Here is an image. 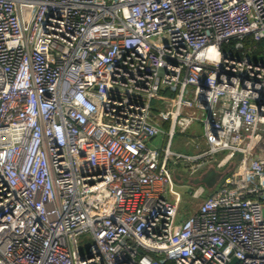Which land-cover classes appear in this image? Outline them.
I'll return each mask as SVG.
<instances>
[{
  "label": "built area",
  "instance_id": "1",
  "mask_svg": "<svg viewBox=\"0 0 264 264\" xmlns=\"http://www.w3.org/2000/svg\"><path fill=\"white\" fill-rule=\"evenodd\" d=\"M262 41L264 0H0V264H264ZM174 160L226 169L184 220Z\"/></svg>",
  "mask_w": 264,
  "mask_h": 264
},
{
  "label": "rangeland",
  "instance_id": "2",
  "mask_svg": "<svg viewBox=\"0 0 264 264\" xmlns=\"http://www.w3.org/2000/svg\"><path fill=\"white\" fill-rule=\"evenodd\" d=\"M162 100L161 96H158L156 98L153 99L152 101V106L155 109H161V105L160 102ZM188 134H192L193 136H199L202 133V128L199 124H193L191 126V129L189 131H187ZM188 138L185 135H179L176 134L175 137L172 140L171 143V150L172 152H175L176 154H180V155H191L193 154V150L192 148L187 144L188 142ZM161 141H162V136L158 137L155 140V147H158V144L161 145ZM158 149V148H157ZM259 149H264V142L260 145ZM221 157V154L216 156V159L218 160ZM236 159L238 160V157H236ZM176 161V165L174 166V170L176 172L177 175L181 176V180L177 181L174 179L173 180V186H172V190L174 192H177L180 194V204L178 207V214L177 217L179 218H183L184 216L188 217L190 214H192L194 212L196 208L195 203L197 201L193 200L190 198V196L188 195V189L191 188H195L196 186L192 184V180L194 177L198 176V175H204V173L207 171V169H202L199 171H196L194 174L190 175V173L187 171V166H185V163L182 160H174ZM226 169H221V170H217L219 176L221 177L223 171H225ZM219 177V178H220ZM210 194V192L206 189V192L204 195ZM168 201H173V199L170 197L169 193L167 196ZM193 207V208H192ZM193 211V212H192Z\"/></svg>",
  "mask_w": 264,
  "mask_h": 264
},
{
  "label": "crops",
  "instance_id": "3",
  "mask_svg": "<svg viewBox=\"0 0 264 264\" xmlns=\"http://www.w3.org/2000/svg\"><path fill=\"white\" fill-rule=\"evenodd\" d=\"M157 138H155V139H152L151 141H149V143H148V145L149 146H152V147H155V140H156ZM164 144H165V138L162 136V141H161V145H159L158 144V147H156V148H158V149H160L161 147H163L164 146ZM175 171V170H174ZM176 173V172H175ZM202 177V175H198V176H196V177H194L193 179H191L192 181L193 180H195V179H200ZM175 180H177V181H180L181 180V176H179V175H175ZM218 182V180L217 181H215V183L212 185V187L211 188H207L208 189V191L209 192H212V190L215 188V186L218 184L217 183ZM174 184H172V186H173ZM194 185V184H193ZM198 185V184H197ZM201 185H203V184H201ZM204 186V185H203ZM205 187V186H204ZM206 188V187H205ZM173 191V190H172ZM188 191V190H187ZM174 192V191H173ZM175 194H176V197L179 199V201H180V194L179 193H177V192H174ZM170 195V194H169ZM170 197L173 199V197H172V195H170ZM180 204V203H179ZM198 204H199V202H196L195 203V206H196V208H197V206H198ZM193 208V207H192ZM196 208H193V209H195L196 210ZM194 210V211H195ZM193 212V211H192ZM180 218V217H179ZM185 218H187L186 216H184L183 218H180L181 220H184Z\"/></svg>",
  "mask_w": 264,
  "mask_h": 264
},
{
  "label": "water",
  "instance_id": "4",
  "mask_svg": "<svg viewBox=\"0 0 264 264\" xmlns=\"http://www.w3.org/2000/svg\"><path fill=\"white\" fill-rule=\"evenodd\" d=\"M219 174L213 169H208L200 179H195L192 184H203L206 188H211L212 185L219 179Z\"/></svg>",
  "mask_w": 264,
  "mask_h": 264
},
{
  "label": "trees",
  "instance_id": "5",
  "mask_svg": "<svg viewBox=\"0 0 264 264\" xmlns=\"http://www.w3.org/2000/svg\"><path fill=\"white\" fill-rule=\"evenodd\" d=\"M252 45L256 46L257 50L259 51V50H261V48L264 47V41H262L260 43H255V42L253 43L252 42Z\"/></svg>",
  "mask_w": 264,
  "mask_h": 264
}]
</instances>
